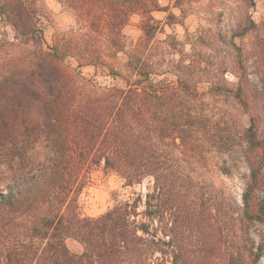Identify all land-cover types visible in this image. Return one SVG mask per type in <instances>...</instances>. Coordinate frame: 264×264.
<instances>
[{
    "label": "trees",
    "instance_id": "obj_1",
    "mask_svg": "<svg viewBox=\"0 0 264 264\" xmlns=\"http://www.w3.org/2000/svg\"><path fill=\"white\" fill-rule=\"evenodd\" d=\"M61 2L75 28L48 45L36 0H0L1 19L14 31L12 40L0 39V264H264L257 106L243 86L227 88L208 70L212 56L199 48L206 36L158 39V0ZM134 15L142 35L128 42L123 31ZM239 29L254 33L260 86L251 87L264 98V22L249 15ZM85 65L111 80L83 78ZM201 83L209 84L205 91ZM208 96L217 104L236 99L250 126L235 131L228 112L208 107ZM219 147L231 155L221 172L232 176L243 163L248 175L240 201L219 190L215 224L216 198L196 167ZM95 168L128 187L146 182L147 192L84 217L78 198ZM203 230L219 232L217 252L201 243ZM69 239L82 253L69 250Z\"/></svg>",
    "mask_w": 264,
    "mask_h": 264
},
{
    "label": "rangeland",
    "instance_id": "obj_2",
    "mask_svg": "<svg viewBox=\"0 0 264 264\" xmlns=\"http://www.w3.org/2000/svg\"><path fill=\"white\" fill-rule=\"evenodd\" d=\"M36 3L41 15L44 39L48 45L53 44L56 35L71 34L70 32L75 28V20L72 12L61 0H36ZM253 3L252 7L249 0H158L159 10L154 11L152 16L163 27V33L158 35L160 40L166 39L167 36H175L179 42H184L188 35L200 32L206 36V42L201 43L199 48L206 57L212 56L208 70L216 69L219 83L227 88L243 86L244 91L252 100L254 99V105L257 106V109L252 112L255 117V127L259 126V132L264 134V108L262 107L264 98L256 95L254 88L251 87L260 86L259 72L255 67L254 51L257 48H255L254 33L249 31L242 36L239 29L244 27L249 15L258 25L264 22V0H253ZM141 23L142 18L139 15H134L130 19L129 25L123 31L128 42L137 41L142 35ZM261 35L264 38V31ZM13 37V29L3 22L0 16V39L10 41ZM212 42L214 47L211 46ZM181 49L179 46L178 51ZM184 49L190 53L191 46L186 44ZM173 58L178 60L180 57L174 54ZM72 64L73 67L78 65L74 60ZM79 71L83 78L92 79L99 85H105L111 80L108 73L97 72L92 65L82 66ZM208 85L201 83L199 88L205 91ZM206 100L209 108H216L214 113L221 114L226 111L230 114L234 130L250 126L251 116L246 113V108L236 104V99L219 100L221 101L219 104L209 96ZM222 151L221 147L216 150L208 148L207 154L198 164L199 167H196V176L204 184L203 186L207 187L206 193L211 192L216 198V212L213 217L215 224L219 221V190L240 201L243 181L248 175L243 163L238 164L232 176L221 172L219 169L225 166L224 162L231 163V155L229 156L228 152L223 154ZM262 151L264 152V149ZM146 192V182L128 187L116 173L95 168L86 175L85 186L79 195L80 213L84 217L96 218L109 210L116 200H128L137 194L145 195ZM200 237L202 244L206 242L209 246L211 243L215 246L214 251H218V231L211 236L203 230ZM67 246L74 254L82 253V246L72 239L67 240Z\"/></svg>",
    "mask_w": 264,
    "mask_h": 264
}]
</instances>
